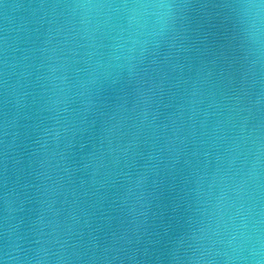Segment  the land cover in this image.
I'll list each match as a JSON object with an SVG mask.
<instances>
[{"label": "water", "instance_id": "obj_1", "mask_svg": "<svg viewBox=\"0 0 264 264\" xmlns=\"http://www.w3.org/2000/svg\"><path fill=\"white\" fill-rule=\"evenodd\" d=\"M0 264H264V0H0Z\"/></svg>", "mask_w": 264, "mask_h": 264}]
</instances>
